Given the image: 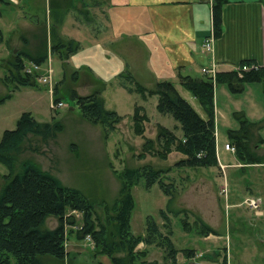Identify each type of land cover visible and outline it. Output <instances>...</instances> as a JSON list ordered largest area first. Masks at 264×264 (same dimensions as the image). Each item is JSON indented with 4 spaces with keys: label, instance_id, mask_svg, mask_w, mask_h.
Returning a JSON list of instances; mask_svg holds the SVG:
<instances>
[{
    "label": "rangeland",
    "instance_id": "obj_1",
    "mask_svg": "<svg viewBox=\"0 0 264 264\" xmlns=\"http://www.w3.org/2000/svg\"><path fill=\"white\" fill-rule=\"evenodd\" d=\"M12 6L5 7L0 13V28L3 31V39L0 41V99L6 95L9 88L13 90L10 97L0 102V137L4 128L14 129L16 127V122L24 111H31L40 121H51L55 118L60 120L58 122L63 126V129L58 131L54 137L47 139L31 134L25 141L24 150L18 156L19 164L16 170L20 168V163L25 159L35 161L43 169L59 178L63 184L80 189L94 200L99 214L105 218L107 209L110 210V214L113 213L111 206L120 196L122 181L115 174L116 169L141 167L145 164H151L157 169H169L168 175L176 188L172 187L175 194L173 203H170L169 195L161 188L159 182L148 186L144 175L132 186L131 192L134 198L131 214L132 231L136 235L145 234L148 216H153L158 223L162 224L161 211H165L172 223V239L179 250L176 264H264V143L257 144L261 139L257 137L256 131H251L247 141V150L250 151L245 152V159L240 158L239 155L236 157L237 152L217 147L220 164H228L225 170L222 166L221 168L220 166H178L177 160L184 158L185 154L173 149L162 157L161 152H164V149L158 142L157 135L160 126L163 125L181 139L182 130L176 125H179V122L171 114L163 115L158 111V96H151L146 107L154 121H145L143 134H136L132 112L136 104L141 103L142 97L140 93L129 94L119 89L120 83L116 80L106 88L105 104L107 108L116 109L124 117L109 137H105L103 126L84 119L73 103L70 96L72 88L77 86L79 91L81 88L85 92L88 90L81 84L76 85L74 75L69 69L64 75L66 64L58 57H54V62L50 64L52 71L54 68L56 70V74L54 72L52 74L50 83L45 84L40 80L38 87L20 86L15 89L13 82L9 83L10 86L5 82L4 78L9 69L8 59L14 53L13 49L16 44L21 45L20 37H16L19 20L29 21L37 16L47 25L51 22L44 2L36 6L34 10ZM78 6L79 4H76L66 10L64 12L66 15L60 16L59 20L53 17V23L57 25L59 32L79 36L84 43L83 41L88 37L83 36V28L76 24L77 19H74L75 24H72L77 12L82 19L86 15ZM214 35L217 39L215 31ZM230 35L235 36V33L232 31ZM44 37L46 38L45 35ZM45 43L44 40L40 44L41 49L48 47ZM221 47L224 48L223 45ZM20 49L16 50L20 51ZM31 50L34 49L31 48ZM213 54L216 56V47ZM226 54L228 58L219 60L229 62L228 67L231 63L242 64V49L230 44L226 47ZM206 55L210 58L209 54ZM46 64L44 63L42 67H46ZM208 64L209 62L205 65ZM194 69L193 75H199L198 66ZM59 70L61 73L57 78ZM124 81H127L125 76L121 83ZM52 84L57 86L58 97L63 103L68 104L66 107L58 109L51 107L50 88ZM218 84L215 80L218 144L221 142L223 145L225 141H230L236 146L235 141L230 139L228 130L231 125L235 127L241 125L240 114H231L230 111L240 105L251 109V105L244 102V97L231 98L228 97L229 94H221V87L217 89ZM182 93L201 114H204V109L198 99L184 88ZM101 95L103 96L102 91ZM260 132L264 138V127ZM149 139L152 140L154 150L145 152L144 144ZM159 151H161L160 154ZM246 161L248 164L242 166ZM7 172L8 169L0 163V189L3 185L4 174ZM250 198L258 201V208L249 203ZM73 215H75L76 222L65 224L67 257L64 260H58L51 256H44L45 263L114 264L109 255L100 253L99 249L94 247L91 239L78 238L75 232L78 231L77 224H82L83 217L82 215L79 217L77 213ZM198 217L211 224L218 234L212 233L207 237L200 235L201 228L198 230V227L201 226L196 223ZM58 223L57 216H49L45 226L55 227ZM137 248L146 249V259L153 264H171V261L166 259V252L155 245L148 246L140 242Z\"/></svg>",
    "mask_w": 264,
    "mask_h": 264
},
{
    "label": "trees",
    "instance_id": "obj_2",
    "mask_svg": "<svg viewBox=\"0 0 264 264\" xmlns=\"http://www.w3.org/2000/svg\"><path fill=\"white\" fill-rule=\"evenodd\" d=\"M228 2L229 0L212 1L213 25L217 37L223 29V7ZM2 39L3 31L0 28V41ZM79 48L80 42L73 38L52 45V51L63 60H67L70 54ZM47 57L46 50L37 55L26 50L12 53L8 59L9 69L4 78L5 82L8 85L13 82L15 89L20 86L38 87L37 74L24 73V63L25 60H32L41 64ZM242 63H254L255 66L244 71L242 75L231 69L220 70L217 84L227 83L234 92H240L247 82H260L264 79L263 65L251 60H243ZM73 75L74 79L78 78L76 71ZM125 76L134 85L128 87L129 91L136 90L145 99L158 95V111L171 114L179 122L182 130L181 139L169 128L163 125L159 128L157 140L164 149V152L159 151L162 157L175 149L185 154L184 158L177 160L178 166H220L217 154L214 81L211 77L203 74L200 76L181 74L179 77L180 85L201 103L205 113L203 116L181 94L174 81L159 80L154 88H148L136 81L130 72ZM12 91L9 88L0 102L10 97ZM57 94L56 86L53 97L55 101L61 100ZM70 96L84 119L103 126L105 137H109L123 118L116 110L106 107L100 90L83 95L72 88ZM133 120L134 132L143 134L144 122L148 120V116L142 112V106L135 107ZM58 121L60 120L55 118L51 121H40L31 111H24L18 118L16 127L5 129L2 133L0 163L8 172L4 174L0 189V264H46L44 256L64 260L68 255L65 247V224L76 222L73 213L83 217L82 224H77L78 231L75 232L78 238L84 239L89 236L94 247L98 248L100 253L109 255L114 264H153L146 259L147 250L137 248L140 242L163 249L166 252V259L171 261V264H176L179 250L172 239V223L167 212L161 211L162 224L153 216H148L145 234L136 235L131 227L134 207L131 188L143 175L147 178L148 186L159 182L161 188L169 195L170 203H173L175 194L172 187L176 188L168 175L169 169H157L151 164L116 169L114 172L122 181L120 196L111 206L113 213L110 214V210L107 209L105 218L99 214L94 200L80 189L63 184L59 178L35 161L25 159L16 170L19 164L18 156L24 150L26 139L31 134L40 135L44 139L54 137L63 129ZM248 126V121L243 120L241 129L230 130L231 139L235 141L236 152L240 158H244L245 152L250 151L246 146L250 136ZM144 150L145 152L154 150L151 139L144 144ZM176 212L178 213V210ZM49 216L59 218V223L55 227L45 226ZM196 223L201 226L198 227V230L201 228L200 235L206 237L212 233L218 234L217 230L202 218L198 217Z\"/></svg>",
    "mask_w": 264,
    "mask_h": 264
},
{
    "label": "crops",
    "instance_id": "obj_3",
    "mask_svg": "<svg viewBox=\"0 0 264 264\" xmlns=\"http://www.w3.org/2000/svg\"><path fill=\"white\" fill-rule=\"evenodd\" d=\"M212 1L17 0V2H13L12 0H0V13L5 7L12 5V7L19 6L22 9L34 10L36 6H40L44 2L48 8L51 22L47 25L41 22L37 16L28 18L29 21L19 20L16 37H20L21 45L16 44L13 50L17 51L16 49L21 48L20 50L29 51L34 55L46 50L48 53L47 60L44 62L47 63L46 66L54 62V57H58L66 64L64 75H66L67 69L71 74L76 71L78 73V78L74 80L76 85L81 84L83 88H87L88 92H85L82 88L79 91L77 86L74 87L79 94L86 95L100 90L106 103V88L116 80L120 83L119 89H123L129 94L137 92L128 90V87L134 86L125 76L128 72L134 76L136 81L148 88H154L159 80H172L183 95V87L179 83L180 75H193L194 68L198 66L200 73L196 76H200L202 75L201 67L211 60L208 55L204 54L202 42L214 32ZM76 4H79L81 12L86 15L82 19L80 15H77L79 14L77 12L72 24H75L74 19H77L76 24L83 28V36L88 37L83 41L84 43L79 36L59 32L57 25L53 23V17L59 20L60 16L66 15L64 13L66 10ZM24 12L26 11L24 10ZM232 31L235 36L230 35ZM69 38L79 41L80 48L70 54L67 60H63L52 51V45ZM50 39L51 42H49ZM44 40L48 47L41 49L40 44ZM230 44L242 49L241 58L243 59L240 58L241 60L255 61L264 66V0H229L224 5L223 29L215 42L218 60L228 58L226 47ZM221 45H223V49ZM219 62L220 70L231 68L228 67L227 63L229 62L220 60ZM60 73L61 70L58 71L57 78ZM54 74H56L55 68ZM124 76L127 81L121 83ZM219 87H221V94H229L228 97L231 98L244 97V102L251 105V109L241 105L231 109V114H240L241 125L229 127L230 139V130L241 129L242 121L247 120L250 134L251 131H256L257 137L261 139L257 144H263L264 138L260 131L264 127V79L260 82H247L240 92H234L227 83L221 82L217 89ZM216 93L217 90H215ZM150 98L151 96L146 99L142 97L143 100L141 99V103L138 105L142 106V112L146 113L148 120L154 121L146 107ZM216 101L218 104V100ZM138 105L136 104V106ZM117 112L119 113V111ZM133 114L134 111L132 116ZM202 115L205 116V113ZM156 122L163 124L160 121ZM228 142L230 141H225L223 145L220 142L219 145L217 139V147L225 149V143ZM257 151L262 153L260 150ZM237 155L235 154L236 157H238ZM247 164L243 163L242 165ZM233 165L238 166L237 164Z\"/></svg>",
    "mask_w": 264,
    "mask_h": 264
},
{
    "label": "built area",
    "instance_id": "obj_4",
    "mask_svg": "<svg viewBox=\"0 0 264 264\" xmlns=\"http://www.w3.org/2000/svg\"><path fill=\"white\" fill-rule=\"evenodd\" d=\"M215 42H216V37L214 35V32L207 36L203 43H202V50L204 52V54H209L210 55V61L208 65H205L201 68L202 72L211 77L213 80H216L218 73H219V66H220V62L217 60V57L213 54L214 49H215ZM253 66H255L254 63L249 64V63H242L240 65L238 64H231V68L233 70H235L238 74L242 75V73L246 70H249L250 68H252ZM41 69V65L35 62H31V64L29 66H27L25 68V71L28 73H36V72H40L39 70ZM52 67L51 65L46 69L45 72L39 73V80H41L42 82H50L52 79ZM65 104L62 101H58L57 103H52V107H60V106H64ZM225 147L229 150H234V147L231 146L229 143H227L225 145ZM249 203L258 208L259 203L255 198H250L249 199Z\"/></svg>",
    "mask_w": 264,
    "mask_h": 264
},
{
    "label": "bare ground",
    "instance_id": "obj_5",
    "mask_svg": "<svg viewBox=\"0 0 264 264\" xmlns=\"http://www.w3.org/2000/svg\"><path fill=\"white\" fill-rule=\"evenodd\" d=\"M87 238H89V236H87Z\"/></svg>",
    "mask_w": 264,
    "mask_h": 264
}]
</instances>
